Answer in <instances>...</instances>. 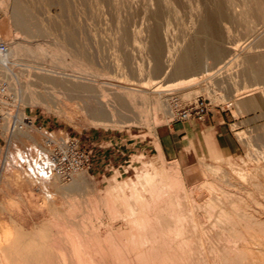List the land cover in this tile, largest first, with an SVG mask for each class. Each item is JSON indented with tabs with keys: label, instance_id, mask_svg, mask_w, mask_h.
<instances>
[{
	"label": "rangeland",
	"instance_id": "obj_1",
	"mask_svg": "<svg viewBox=\"0 0 264 264\" xmlns=\"http://www.w3.org/2000/svg\"><path fill=\"white\" fill-rule=\"evenodd\" d=\"M8 1L0 0V42L6 43L7 50H9V43L19 42L28 45V47L37 46L39 51L38 54H35L36 56L25 55L20 51L9 57L10 66L18 76L19 82L15 76L5 77L0 69V80L8 82L9 92L16 103L15 108L7 106V109L21 112L23 116L30 119V123L23 124L20 128L21 131L18 129L11 131L7 127L6 119L0 120V224L4 222L11 226H19L24 231H31L40 224L48 223L52 228L57 229L61 226L59 219L65 218L78 220L90 230L95 222H99L98 220L113 221L117 224L119 219L120 221L127 217V219L130 217L133 219V214L138 213L135 216L143 215L141 220H143L142 222L146 221L142 223L144 227L141 226V228L144 229L147 225L148 233H146L148 235H145L146 237L150 236L147 237L148 239H145L144 236L141 241L136 240L135 242L138 244L133 242V247L138 245L139 249L136 250L135 247L136 251L134 252L141 250L139 254L137 252L133 255L134 249H131L132 252L129 250L132 241L127 243L130 246L127 247L128 249L125 247V251L129 250L128 254L131 252L130 255H133L130 256V259L128 258V264L131 262L132 264H240L243 245L248 243L246 241H249L248 236L252 232L261 229L263 223L261 222V225L258 221L264 219L262 190L257 188L259 186H255L254 181H251V176H247L248 174L252 175L251 173L257 166H264V144L262 141L264 139V91L241 93L242 90L239 88L241 79L238 77L241 65L232 66L229 69L231 78L220 77L216 82H213L204 73V76L197 79L198 81L188 85L192 88L185 85L188 94L179 95L183 103L201 95L209 100L213 112L218 110L220 113H229L231 111L233 117L229 120V127L237 141V149L233 153H224L206 132L201 137L193 138L194 145L190 140H186L185 147L179 151L173 152L167 143L171 151L169 153L165 150L164 139L169 128L170 114L154 110L150 102L142 104L141 100L137 98V107L133 109V103L128 105L129 114L132 117L135 116L133 122L128 120L116 125L102 126L89 117L90 111L96 104L94 100H88L83 95L77 99L74 96L76 93L72 91L68 93L69 95L63 94L58 86L52 84L50 86L44 82L39 84L34 77V71L39 70L46 69L45 71L49 72L53 69L57 75L65 69L81 68L80 70H84L83 68H85L89 70L84 73L87 77L105 82L111 78L119 77L118 68L113 66L117 61L121 68L119 69L123 73H121L122 76L124 75L129 84H144L149 79L153 84H166L174 79L170 72L162 77H154L149 73L151 62L146 46L149 42L150 29L158 25L159 27H157L165 35L164 43L168 44L167 47L164 46L175 54L176 51H181L182 48L185 49L191 44L185 42L192 33V19L197 16V7L205 5V7H209L212 0H179V4L168 5L167 11L163 12L165 14L157 18H153L143 10V0H51L50 5V0L47 5L43 4V0H23V4L28 5L29 8L31 6L33 9H29V25L32 24L28 25L29 30L15 26L9 17ZM231 1L235 4L236 14L233 15L232 9L226 6L230 12L225 8L226 20L223 23L224 26L227 25L229 32L223 33L225 42L222 44L227 48H230L231 43L249 45L254 40V32L264 24V0ZM204 2L205 4H203ZM134 14L136 15L134 16ZM40 22L43 24L46 22L45 24H49V26L45 27ZM63 47H70L69 49L76 53L68 54ZM171 47L174 49L171 50ZM167 49L165 50L167 51ZM258 50L264 51V47ZM168 52L166 53L168 54ZM229 57L230 55H225L223 61ZM146 59L149 61L147 62ZM201 60L203 66L211 62L207 58ZM223 61L219 62L216 67L222 65ZM79 65L81 67H78ZM134 67L138 70L133 71ZM211 81L213 84H217L213 85ZM209 82L212 84L211 86ZM248 82L249 77L246 76L245 83ZM17 83L23 88L22 98L21 94L19 95L14 89ZM167 87L169 88L167 92L180 89L176 85ZM31 94L42 95V97L44 94L43 98L46 101L28 99L27 95ZM242 95L243 97H241ZM249 99L253 106L248 110L239 111L237 109L238 101ZM165 108L167 107L165 106ZM39 125H43L53 134L71 135L77 138L81 145L91 150L90 168L88 171H83V183L69 194L57 186L69 184L72 177L69 180H62L52 173L46 153L42 149V134L36 130ZM234 125L235 127H233ZM39 163L40 165L44 163L48 172L42 173ZM205 165L216 167L218 171L208 170L210 167ZM163 166L168 173L179 175L176 174L179 179L178 184L168 188L167 184L165 186L164 180L157 181L158 175L150 184L144 180L143 171L161 170ZM214 171L218 174L213 173ZM237 173L240 177L242 173L247 174V178L245 176L241 180L242 182L245 180V183H241L240 177H235L238 175ZM226 175L227 177H225ZM246 179L249 183L253 182L252 185ZM131 182L133 183L131 187L135 185L132 188L135 193L137 192L134 195L129 185ZM130 191L132 195L129 193ZM120 193L127 195V200L122 201L124 204L119 203ZM136 195L140 197L137 203L136 200L139 198L135 200ZM227 195L229 196L227 197ZM106 201L115 203L114 207L106 208L104 203ZM125 203H128V207L135 208L134 210L130 208V213L133 214L129 213V208ZM120 214L121 216H119ZM242 214L243 216H240ZM172 219H176L177 222ZM169 221L170 223L173 221L171 224L174 231L168 223ZM174 222L176 223L174 224ZM177 226L178 228L182 227L179 228L180 231ZM245 229L246 231H244ZM142 232L143 235L145 229ZM186 254H190L188 255L190 258ZM136 255L138 258L142 257L139 258V262L136 260L137 263L133 261L137 258ZM126 257L128 255H125V259Z\"/></svg>",
	"mask_w": 264,
	"mask_h": 264
},
{
	"label": "bare ground",
	"instance_id": "obj_2",
	"mask_svg": "<svg viewBox=\"0 0 264 264\" xmlns=\"http://www.w3.org/2000/svg\"><path fill=\"white\" fill-rule=\"evenodd\" d=\"M22 1L23 0H9L8 1L9 2V5L8 6H9V9H10V16L9 17L13 20V22L15 23V26L17 25V27H19L21 29L22 28H25V29L27 28L28 29V25H29V15H30L29 9H31V6H30V8L27 7L28 5L23 4ZM48 2H49L48 0H43V4H46L47 5ZM259 2H261V1H259ZM198 3H199V1H198ZM50 4H51V0L49 2V5ZM142 4H143V7H144V9H143L144 11H146L153 18H157L158 16L162 15L164 11H167L168 5H173V6L174 5H177V4H179V0H143V3ZM203 4H205V2ZM197 6H198V4H197ZM197 6H195V7H197ZM205 6H198L197 9H196L197 10V16L194 19H192L193 20L192 21V29L193 30H192V33H191L190 37L188 38L187 42H185V43H191V44H189V46H187L185 49L182 48L181 51L180 50L178 52L176 51L175 54L172 51H170L169 49L166 48L168 46V44L166 45L164 43V40H165L164 39L165 38L164 36L165 35H163V33L160 31V29L158 28L159 26L158 25H157L158 27L157 26H153L152 29H150L151 31H150V34L148 36L149 37V42H148V45L146 46L147 47V54H148V56L150 58V62H151V63L149 62L150 63L149 73L152 76H154V77H162V76H165L168 72H170L174 76V79L171 80V81H169V82H167L166 84H163V85L153 84V82H151L150 79L147 80V82L144 83V84H140V83H138V84H129V81L127 79H125L124 75L122 76L123 73L120 71L121 68L119 67V63L117 61L114 62L113 66L115 68H118V71H117L118 73L120 72V74L121 73L122 74L121 75L119 74V77L111 78L110 80H107L105 82H99L95 78L87 77L84 73H86V71L88 69L86 70L85 68H83L84 70H80L81 68L80 69H78V68L77 69H70V70L65 69V71H62V72L60 71L59 74L57 73V75L54 73V70L53 69L51 71H49V72H53V73L47 72L48 70L45 71L46 69L45 70L34 71L35 80L39 84L44 82L46 84L47 83L50 84V86H51V84L52 85H55V86H58L60 88L59 90L63 94H68L71 91L72 92H75L76 95H74V94L73 95L77 99H79L81 97V95H83L88 100H94V103L96 102L97 105L95 104L96 107L94 106V109L92 111H90L89 117H90V119L92 121H94L97 124H100L102 126L116 125L117 123L125 122V121H128V120H131L133 122L134 119H135V116L132 117V115L129 114V111L130 110L127 107H128V105L130 103H133V106H134L133 109L135 107H137L136 106V104H137V102H136L137 101V98H139L141 100V103L142 104H143V102L144 103L145 102H148V103L150 102L154 110H160V111H163V113H165V114L166 113H169L170 114V109H169V105H168V97H166L167 94H168L167 91L169 89L167 86H172L173 87V86L176 85V87H179L180 89L175 90V92L177 91L178 93H180L179 95H182V93L183 94H188L189 92H187L188 91L187 87L188 88L189 87L192 88V86H188V85H192L195 81H198L197 79L198 78L200 79V77H202V75L204 73H205V75L207 74V77L209 79H212L213 82H216L220 77L231 78V75L229 74V71H230L229 69L232 66L237 67V65L238 66L241 65V68H239L240 70L238 72L239 73V76L238 77H240V79H241V81H240L241 83L239 84L240 85L239 88H241V90H242L241 93H249V92L258 91V90L264 91V77H262L263 74H264V51L258 50L259 48L264 47V24L260 27L259 30H257L256 32H254V34H253L254 35V38H253L254 40L250 42L251 44H249V45L248 44L240 45L238 43H231L230 48H227V47H225L222 44V43L225 42L224 41L225 39H223V37H224L223 36L224 35L223 33L224 32L225 33H228L229 32L228 31L229 29H227L228 28L227 25H225L226 27L224 26V23H225L224 21L226 20L225 13H226V10H228L230 12V9H232L231 12L233 13V15H235L236 14L235 4L231 0H212V3H211V5L209 7H205ZM226 6L228 8H230V9H227ZM87 7H89V6H87ZM225 8H226V10H225ZM31 10H33V9H31ZM34 11H36V10H34ZM37 12H39V11H37ZM56 13H58V12H56ZM135 15L136 14H134V16ZM233 15H231V17ZM50 18H52V17H50ZM232 18H234V17H232ZM89 19H91V18H89ZM159 21H160V19H159ZM45 23L46 22H44V24L41 23V25H44L45 27L46 26L48 27L49 24H45ZM78 23L80 24V22H78ZM160 23H161V21H160ZM31 25H29V26H31ZM33 25H34V23H33ZM60 30H58V31H60ZM47 35H49V34H47ZM50 36H48V37H50ZM58 38L59 37H57V39ZM74 38H72V39H74ZM54 39H56V38L54 37ZM13 42H15V41H13ZM164 45H166V47ZM60 46H63V45H60ZM117 46H118V44H117ZM63 48L65 49V52L67 51L68 54H71V53H74L75 52V51L73 52L72 49H69L70 47L69 48L63 47ZM122 48H123V46H122ZM165 49H167V51H169L168 54L166 53L167 51ZM170 49L173 50L174 48L172 49V47H171ZM20 51H22L21 53L22 54H25V55L36 56L35 54H38L39 48L37 46H35V47H28V45L26 46V45H24L22 43L15 42V43H9V50H7L4 53H0V69L3 72V75L5 77H8L9 76V78H11V76H15V78H16L17 81H18V76L15 74V72L13 71V69L10 66L9 57L12 56V55H14V54H16V53H18V52H20ZM225 55H228V56L230 55V57L223 61V58L225 57ZM81 56L83 57V55H81ZM203 57L204 58H207V59H209L211 61V62L208 63V65H204L205 67L203 66V64H202L203 61L201 60V59H204ZM148 61H149V59L147 60V62ZM221 61H223L222 62V65L216 67V65L219 62H221ZM147 66H148V64H147ZM78 67H81V66L79 65ZM221 68H223V69H221ZM132 70L133 71H137L138 69L134 67ZM22 74H24V73H22ZM234 74H232V75H234ZM246 76L249 77V82L248 83H245V77ZM234 77H235V75H234ZM240 79L238 78L237 80H240ZM211 83H212V81H211ZM211 83L209 82L210 86L213 84V83L212 84ZM214 84H217V83H214ZM233 84H234V82H233ZM24 88H25V86H24ZM54 88H56V87H54ZM14 89H16V91L19 93V95L21 94L20 96L22 98L23 97L22 94H24V93H22V89L23 88H21L19 86V83H17L16 88H14ZM40 89H42V88H40ZM212 90H213V88H212ZM212 90H211V92H213ZM233 90H235L234 87H233ZM228 94H229V92H228ZM245 95H247V94H245ZM27 96H28V99H31V100H39L40 102L41 101L43 102V100L46 101L43 98L44 97V94H43V97H42V95H37V94H31V95H27ZM241 97H243V95ZM231 99H232V97H231ZM69 100H70V97H69ZM239 101H238V104H237V108H238L239 111L248 110V109H250L253 106L252 105V102L250 101V99L249 100H245V101L244 100L243 101L241 100V102H239ZM165 102H166V104H165ZM165 106L167 108H165ZM125 111H127L128 113H126ZM131 112H133V111H131ZM17 116H18V118L20 120H22L23 115H22L21 112H18V115ZM19 130H20V128L18 129V131ZM262 141H263V144H264V139ZM252 159H254V158H252ZM165 164H166V162H165ZM39 165H40V163H39ZM205 166H207V165H205ZM209 167L210 168H208V170H214L215 169V171H216L218 169V168L216 169L215 166H214L215 168H213V166L212 167L209 166ZM219 168L221 169V167H219ZM250 169H253V168L250 167ZM256 169H255V171L252 170L253 171V173H251L252 175H250V174H248V175L246 174V175L252 177V180L251 181H254V183L256 184L255 186H259L257 188L260 189V190H262V195L261 196H263V198H264V166H262V167L261 166H257ZM40 171L42 173L48 172V168H47V166L44 165V163H41V165H40ZM215 171L213 173H217ZM176 172H177V170H176ZM234 172H236V171H234ZM219 173H220V171H219ZM245 173L240 174L241 177L239 176V174L238 175L235 174V175H237L235 177H240L241 179L239 178V180L241 181V180H243L245 178V176H246ZM176 174L168 173L167 170H165V168L163 166V168L161 170L159 169V170H154V171H151V172H149V171H143L142 176L145 178L144 180L146 182H148V184H150V182L153 181V179L155 178V176L158 175L159 178L158 179L156 178L157 181L164 180L165 181V186L167 184V187L170 188L173 185L178 184L179 179L177 177L178 174L177 175ZM231 174H233V172ZM83 175H84L83 174V171L77 172V173H75L72 176V180H71V182L69 184H64V185L62 184L63 186L62 185L61 186L59 185V187L57 186V188H61L66 194H67V192L69 194V192L75 191L76 189H78L82 185L83 180H84V176ZM227 175L225 177H227ZM247 176H246V178H247ZM56 177H58V176L56 175ZM236 181H238V179ZM251 181L249 183L248 180H247V182L252 185L253 182L251 183ZM243 182L245 183V180ZM243 182L241 181V183H243ZM129 185H130V188H132V187L135 186L134 185V186L131 187V185H133L132 182ZM137 185H138V183H137ZM168 188H167V190L169 191ZM132 190H133V188H132ZM132 192H133V195L137 193V192L135 193L134 190ZM129 193L131 194V191ZM221 193H223V192H221ZM120 195L121 196H119V203H121L122 201L125 202V199L127 198V195H125L123 193H120ZM231 195H232V193H231ZM138 196L137 195L135 196L136 197L135 200L139 198L138 200H136V203L140 200V197H138ZM228 196L229 195H227V197ZM248 198H251V197H248ZM129 200H128V203H129ZM242 200L244 201V199H242ZM104 203H105L106 208H108V209L113 208L114 207V204H115L112 201L111 202H107L106 201ZM128 203L127 204L125 203L126 204V207H128L127 206ZM257 204H259V202ZM223 205H225V204H223ZM260 205H258V206H260ZM140 206H141V204H140ZM175 207L177 208L176 205H175ZM209 207H211V206H209ZM248 207H250V206H248ZM263 207H264V205H263ZM123 208L125 209V207H123ZM128 208H129V213H130V210L133 208V206H132V208L131 207H128ZM134 209L135 208H133V210ZM243 210H245V209H243ZM236 213H237V211H236ZM130 214H133V213H130ZM137 214H135V215H137ZM135 215L133 214V219H132V217H130L131 219L130 218L127 219L128 217L125 218L127 220L121 218L122 220L120 221V219H119V223H117V224L114 223L113 221L112 222H106L104 220H98L99 221L98 223H96L94 221L95 222V225H92V223H91L92 226L90 227V230H88L87 227L83 226L81 224V222L78 221V220H70V219H65V218L59 219V222H60L59 224L61 225L60 228L54 229L48 223H43V224L38 225L36 228H34L31 231H24L19 226H16V225L11 226L9 224H4V222H3V224H0V264H125V262L129 261V259L133 255L137 254V252H138V251L136 253L134 252V251H136L138 249V247H137L138 245L135 246L136 248L133 247V242H135L138 239H139V241H141L144 238V236H145V239L147 237L149 238V236H150L149 235V236L146 237V235H148L147 234L148 232L146 230V227H148L147 225L144 228L145 229V233L142 235V233H143L142 230L144 231V229L141 228V226H143L142 223L146 222V221L142 222L143 220H141V218H143L142 217L143 215H138V216H135ZM221 215H223V214H221ZM119 216H121V214ZM124 216H125V214H124ZM237 216H238V214H237ZM240 216H243V214L240 215ZM181 217H183V216H181ZM211 218L213 219V217H211ZM245 219H247V218H245ZM261 219H262V217H261ZM172 220H176V219H172ZM184 221H186V220H184ZM189 221H191V220H189ZM166 222H167V220H166ZM166 222H165V224H166ZM176 222H177V220H176ZM176 222H174V224ZM258 222H260V223L262 222L263 223V225L261 223L262 226L259 225V226H261V229L258 226V228H259L257 230L258 233L257 232H252V234L248 236L249 241H246L248 243L245 244L246 243L245 242L244 243L245 245H243V247L241 249L242 252H243L242 253V259H241V263L242 264H264V219L262 221L259 220ZM82 223H83V221H82ZM168 223H170V221ZM171 223H170V225H171V228H172V224ZM212 223H213V221H212ZM186 224H187V222H186ZM227 225H229V224H227ZM239 226H240V223H239ZM190 227H192V226H190ZM173 228H172V230H173ZM177 228H178V226H177ZM179 228H178V230H179ZM149 229H150V227H149ZM244 231H246V229ZM151 232H152V230H151ZM248 234H250V233H248ZM219 235H221V234L219 233ZM151 236H152V234H151ZM158 237H160V236H158ZM180 238H183V237H180ZM237 238L239 239L240 237H237ZM131 241H132V244H131L132 246L131 247H133V248L130 247L129 250L134 249V248L136 249V250L134 249L133 252L131 250V252L133 253L132 256L130 255L131 252L128 254L129 250L125 251L126 250L125 247L127 248V247L130 246V244L128 246L127 243H130ZM179 242H182V241H179ZM162 243H164V242H162ZM135 244H138V243L135 242ZM156 244H157V242H156ZM179 245H180V243H179ZM163 246H164V244H163ZM189 246H190V244H189ZM179 249H181V248H179ZM140 251L138 252V254L140 253ZM150 252H151V250H150ZM158 253H159V251H158ZM191 253H193V252H191ZM181 254H182V252H181ZM125 255H128V257H126L127 260L125 259ZM156 255H157V253H156ZM159 255H160V253H159ZM188 255H190V254H188ZM136 257H137V255H136ZM181 257H182V255H181ZM139 258L137 257V258H135V260H133V259H131V260H133L135 262H136V260H138L137 262H139ZM186 261H187V259H186ZM140 262L142 263L141 260H140ZM199 263H200V261H199ZM126 264H128V262ZM131 264H132V262H131ZM182 264H184V263H182ZM205 264H207V263H205Z\"/></svg>",
	"mask_w": 264,
	"mask_h": 264
},
{
	"label": "built area",
	"instance_id": "obj_3",
	"mask_svg": "<svg viewBox=\"0 0 264 264\" xmlns=\"http://www.w3.org/2000/svg\"><path fill=\"white\" fill-rule=\"evenodd\" d=\"M7 51L5 42H0V53ZM170 109L169 124L184 123L191 120L203 121L211 111L209 100L201 95L195 96L187 103H183L179 94L170 90L167 94ZM15 99L9 92L6 81L0 80V120L5 118L7 127L11 131L19 129L23 124L30 123L27 116L20 120L18 112L9 111L7 106L16 107ZM5 113V115H3ZM42 134L41 145L46 153L47 161L54 175L62 180H69L81 171H88L91 163V150L80 144L79 140L71 135L53 134L43 125L36 127Z\"/></svg>",
	"mask_w": 264,
	"mask_h": 264
},
{
	"label": "crops",
	"instance_id": "obj_4",
	"mask_svg": "<svg viewBox=\"0 0 264 264\" xmlns=\"http://www.w3.org/2000/svg\"><path fill=\"white\" fill-rule=\"evenodd\" d=\"M232 117L231 111L220 113L218 110L216 112L211 110L203 121L191 120L169 124L167 138L165 136L164 139L165 150L169 153L170 148L173 152L179 151L185 147L186 140H190L194 145L193 138L201 137L206 132L224 153H233L237 149V141L229 127V120Z\"/></svg>",
	"mask_w": 264,
	"mask_h": 264
}]
</instances>
